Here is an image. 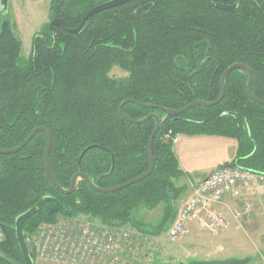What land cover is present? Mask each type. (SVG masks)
Segmentation results:
<instances>
[{
	"label": "trees",
	"instance_id": "trees-1",
	"mask_svg": "<svg viewBox=\"0 0 264 264\" xmlns=\"http://www.w3.org/2000/svg\"><path fill=\"white\" fill-rule=\"evenodd\" d=\"M216 1L234 5L235 11H219L209 0L132 1L94 15L73 35L69 31L103 2L50 0V22L62 23L58 27L49 23L35 34L26 59L21 57L15 23L0 5V150L19 146L33 129L43 127L52 137L49 167L62 189L69 188L76 173L86 174L97 188L108 189L143 175L150 165L148 142L155 122L124 121L118 112L122 102L132 100L172 111L195 101L214 102L223 72L234 64L251 70V93L264 100V2ZM147 4H152L148 11L136 13ZM113 68L126 76H111ZM247 79V72L232 71L219 104L194 107L177 117L126 104L123 113L132 120L149 114L160 119L152 146L155 165L145 180L113 193L94 192L79 180L73 194H60L46 176L47 138L42 132L19 152L0 156L4 232L0 264H24L15 220L43 195L60 206L47 203L26 220L25 240L43 223L78 215L104 226L129 224L141 231L132 212L162 204L161 219L149 234L163 232L165 224L173 221L176 201L186 192L184 185H178L186 175L173 145L161 140L168 131L174 136L234 139L236 155L222 166L264 175V106L248 98ZM245 262L228 259L209 264Z\"/></svg>",
	"mask_w": 264,
	"mask_h": 264
},
{
	"label": "built area",
	"instance_id": "built-area-1",
	"mask_svg": "<svg viewBox=\"0 0 264 264\" xmlns=\"http://www.w3.org/2000/svg\"><path fill=\"white\" fill-rule=\"evenodd\" d=\"M174 145L177 137L168 131L161 138ZM256 188L263 191L264 175H259L239 167H217L208 177L191 187L190 195L177 208L166 235L172 241L188 236L190 224L218 235L225 231L230 221L237 220L243 212L234 211L228 219L216 210L224 198L241 199L243 195L254 194ZM249 210L245 205L244 212ZM264 210V204H263ZM71 219L54 223H43L36 230V238L29 243L39 257L73 264H117L122 251H130L135 246L131 236L111 227V230H94ZM4 239L0 225V242ZM33 254V252H32ZM119 263V262H118Z\"/></svg>",
	"mask_w": 264,
	"mask_h": 264
},
{
	"label": "rangeland",
	"instance_id": "rangeland-1",
	"mask_svg": "<svg viewBox=\"0 0 264 264\" xmlns=\"http://www.w3.org/2000/svg\"><path fill=\"white\" fill-rule=\"evenodd\" d=\"M97 1L103 2L105 0ZM49 2L50 0H6L4 12L6 14L9 13L15 23L17 36L22 43L21 57L24 59L28 58L30 54L33 36L42 32L49 23L51 24L48 17ZM110 75L117 78L126 76V74L121 72L118 68H113ZM215 154L216 152L212 151L211 157ZM218 155H220L219 152ZM210 160V157L205 158L201 165H207ZM213 171L214 169L207 170L202 179L208 177ZM192 179H194V177H192ZM184 182L185 181L181 179L178 185H182ZM190 190L189 192H185L182 198L186 199L190 195ZM261 202L262 198L258 196L251 201L239 202V205L227 211L226 215L222 214L226 218L232 219V213L234 211L243 212L240 218L230 221V225L233 222L238 223L236 234L240 238L242 236L243 241L240 246L235 244L233 248L227 249L224 255L216 259H204L201 254H188L187 250L183 252L179 244H181L186 237L178 241H172L166 235L170 221L165 224V230L163 232L158 235H150L149 232H154L155 227L161 219L164 205L162 204L154 209L140 207L133 211L131 216L136 223L139 222L138 224L140 225H136L141 231L134 229L129 224L122 227H114L118 231H123L124 234L131 236L130 239L134 240L136 243L130 251L125 249L122 251L120 255L121 258L117 264H190V262L209 264L211 262L222 261L221 259L223 256L225 258L246 260L245 264H264V213ZM246 204L249 205V210L244 212ZM66 219H71L70 221H76L87 225L94 230H111V227L102 225L97 219H89V217L84 215L58 217L54 222L58 223ZM36 230L33 234L27 235V239H24L26 243L29 244L36 238ZM32 252L34 264H73L71 261L61 263L39 257L34 248H32Z\"/></svg>",
	"mask_w": 264,
	"mask_h": 264
},
{
	"label": "water",
	"instance_id": "water-1",
	"mask_svg": "<svg viewBox=\"0 0 264 264\" xmlns=\"http://www.w3.org/2000/svg\"><path fill=\"white\" fill-rule=\"evenodd\" d=\"M132 1H140V0H108L106 2L100 3V4L96 5L94 8H92L84 16V18L82 19V21L80 22V24L77 28L70 30L69 32L73 35H78L84 29L87 21L90 18H92L94 15H96L100 12H103L105 10H108V9H112V8L122 6V5L129 3V2H132ZM209 1L219 11H228V12H234L235 11L234 5L225 6V5H222L219 2H217L216 0H209ZM0 5H1L2 9L4 10V7L6 6V0H1ZM151 6H152V4H147L143 7H140L138 10H136V13L146 12L150 9ZM61 23H62V20H54L51 22L50 25L53 27H58ZM237 69L243 70V71L247 72V74H248V79H247L246 88H245L248 98L252 102H254L255 104L264 106V100L257 99L252 95L251 84H252V80H253V74L249 68H247L246 66H244L242 64L231 65L229 68H227L223 72V74L220 78V94H219L218 99L215 100L214 102L195 101V102L189 104L188 106H186L180 110H177V111L167 110V109H164V108L159 107V106L144 105V104L132 101V100H126V101L122 102V104L119 106L118 112L124 121L129 122L131 124H135V125H141V124H144L150 120H154V122H155L154 130L152 131L151 136L149 138V142H148V152H149V160H150L149 168L143 175H141V176L125 183V184H122V185H119L116 187H112V188H108V189H101V188H97L96 186H94L86 174L76 173L71 178L69 188L66 190L62 189L54 180L52 173H51V170H50V167H49V154H50V149H51V145H52V137H51L50 132L43 127H38V128L33 129L30 132V134L27 136V138L24 140V142L21 143L19 146L15 147L13 149H9V150H0V156L10 155V154H14V153L19 152L22 148H24L32 140V138L35 136V134L42 132V133L46 134V138H47L46 139L45 153H44L46 176H47L49 182L51 183V185L54 188H56V190L60 194H63V195L73 194L76 190V184L79 180H83L86 183V185L89 187V189H91L92 191L97 192V193L108 194V193H113V192L119 191L121 189L129 187L130 185L140 183L141 181L145 180L148 176H150V174L152 173L154 165H155L153 152H152V146H153V141L155 139V136L158 133L159 128H160V119L156 114H149L142 120H132L129 117H127L126 115H124L123 107L126 104H134L140 108H149V109L158 110V111L162 112L163 114H165V117H177V116L182 115L183 113L189 111L190 109H192L194 107H198V106L205 107V108L213 107V106L219 104L221 102V100L223 99V96L225 93V79L227 78V76L232 71L237 70ZM231 116H234V115H231ZM47 203H54V204H57L58 206H60V203L57 200H55L54 198L43 195L35 206H33L32 208H30L29 210H27L26 212L21 214L15 220V224H14L15 237H16V241H17L18 247L20 249L24 264H34V263H33V255H32V252L30 250V247H29L28 243L25 242L24 237H23V225L26 222V220H28L32 215H34L36 212L41 210Z\"/></svg>",
	"mask_w": 264,
	"mask_h": 264
},
{
	"label": "crops",
	"instance_id": "crops-1",
	"mask_svg": "<svg viewBox=\"0 0 264 264\" xmlns=\"http://www.w3.org/2000/svg\"><path fill=\"white\" fill-rule=\"evenodd\" d=\"M262 1L264 2V0ZM172 150L178 161L180 170L186 175L182 179L185 181L182 185L186 187V192H189L192 186L203 180L202 178L207 170H215L217 167L229 163L234 159L237 151V142L234 139L221 136L177 135V142L173 145ZM212 151H215L216 154L211 157ZM218 152L220 155H218ZM209 157L211 158L210 162L207 165H201L202 161ZM182 196L175 203V212L184 200ZM258 196L262 198L261 205L263 208V191L261 188H256L252 195H243L241 199L227 196L224 198L222 204L217 205L215 208L219 213L226 215L227 211L237 207L239 202L251 201ZM237 226L238 223L233 222L228 229L221 232L218 236H211L207 231L199 229L192 223L190 224L189 235L179 244V247L183 252L187 250L188 254H201L204 259L219 258V256L225 254L227 249L233 248L235 244L241 245L243 237L237 236ZM228 259L232 258H225L223 256L221 260Z\"/></svg>",
	"mask_w": 264,
	"mask_h": 264
}]
</instances>
